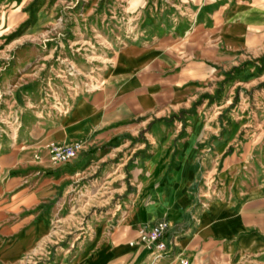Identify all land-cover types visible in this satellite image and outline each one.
<instances>
[{
  "label": "crops",
  "instance_id": "crops-1",
  "mask_svg": "<svg viewBox=\"0 0 264 264\" xmlns=\"http://www.w3.org/2000/svg\"><path fill=\"white\" fill-rule=\"evenodd\" d=\"M124 1L126 10L116 16L132 32L112 53L102 89L73 105L79 103L78 119L63 129L58 118L43 136L54 144L78 143L83 153L52 176L29 179L31 189L0 195V264H18L44 243L61 220L57 207L65 192L91 185L82 179L96 173L94 182L131 194L121 200V213L94 219L90 237L67 264H212L220 258L264 264V182L240 174L233 149L243 125L220 122L232 97L219 105L211 89L264 54V0ZM216 164L223 173L213 176L208 195L204 181ZM57 185L64 193L50 210L30 213L43 198L52 200ZM159 222L167 230L164 249L156 251L138 234Z\"/></svg>",
  "mask_w": 264,
  "mask_h": 264
},
{
  "label": "rangeland",
  "instance_id": "rangeland-1",
  "mask_svg": "<svg viewBox=\"0 0 264 264\" xmlns=\"http://www.w3.org/2000/svg\"><path fill=\"white\" fill-rule=\"evenodd\" d=\"M124 5V0H0V195L31 189L29 179L46 178L68 167L50 161L47 145L51 142L43 141V136L58 118L63 129L78 119L79 103L73 105L102 89L112 53L131 36L130 23L116 16ZM109 21L117 23L110 26ZM211 89L213 102L219 105L232 97V104L221 110L220 122L231 119V125H243L233 149L240 154V174L252 183L264 182V54L220 77ZM42 156L46 164L40 162ZM215 167L204 181L208 195L215 183L213 176L221 169L220 164ZM98 176H86L82 182L92 180L91 185L81 189L80 184L65 192L66 200L57 207L61 220L54 224L52 235L18 264H55L59 258L67 264L80 242L90 237L96 217L124 210L120 202L131 189L106 188L93 181ZM63 193L60 185L55 186L52 200L43 198L30 213L49 211ZM95 233L96 239L97 229ZM212 264L259 263L220 258Z\"/></svg>",
  "mask_w": 264,
  "mask_h": 264
},
{
  "label": "built area",
  "instance_id": "built-area-1",
  "mask_svg": "<svg viewBox=\"0 0 264 264\" xmlns=\"http://www.w3.org/2000/svg\"><path fill=\"white\" fill-rule=\"evenodd\" d=\"M79 144L73 143L67 144H54L47 145V153L50 161L53 164L65 163L74 158L76 153L79 151ZM167 230V226L164 222H159L153 228L149 230H141L138 234L139 242L149 245L156 251L164 249V243L162 236ZM179 264H186L185 261H180Z\"/></svg>",
  "mask_w": 264,
  "mask_h": 264
},
{
  "label": "bare ground",
  "instance_id": "bare-ground-1",
  "mask_svg": "<svg viewBox=\"0 0 264 264\" xmlns=\"http://www.w3.org/2000/svg\"><path fill=\"white\" fill-rule=\"evenodd\" d=\"M165 223V222H164ZM165 225L167 226V223H165Z\"/></svg>",
  "mask_w": 264,
  "mask_h": 264
}]
</instances>
